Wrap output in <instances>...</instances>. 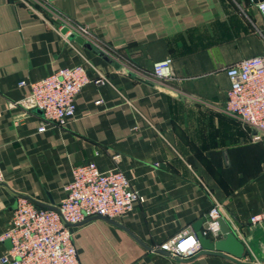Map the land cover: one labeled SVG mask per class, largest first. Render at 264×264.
<instances>
[{
	"label": "crops",
	"instance_id": "crops-1",
	"mask_svg": "<svg viewBox=\"0 0 264 264\" xmlns=\"http://www.w3.org/2000/svg\"><path fill=\"white\" fill-rule=\"evenodd\" d=\"M24 1L30 8L0 0V236L15 194L57 205L71 167L93 162L122 172L143 202L113 220L119 226L101 219L74 226L79 264H238L214 252L173 259L157 250L193 235L199 220L202 229L214 202L243 245L239 264H264V222L248 224L264 210V138L251 142L223 108L224 68L264 55L256 0ZM76 25L89 31L88 42L60 33ZM166 58L171 78L153 79L152 65ZM83 59L107 83L85 85L65 125L44 121L17 83ZM87 75L95 78L89 68ZM7 249L1 241L0 258Z\"/></svg>",
	"mask_w": 264,
	"mask_h": 264
},
{
	"label": "built area",
	"instance_id": "built-area-1",
	"mask_svg": "<svg viewBox=\"0 0 264 264\" xmlns=\"http://www.w3.org/2000/svg\"><path fill=\"white\" fill-rule=\"evenodd\" d=\"M29 6L24 0H20ZM264 25V0L254 4ZM66 28L64 36H77L83 42L90 40V33L84 27ZM84 64L60 68L33 82L19 81L17 87H26L25 103L41 113L44 121L65 125L74 115V98L80 90L92 82L107 83L106 78L87 61ZM171 60L166 58L152 65L151 77L156 80L171 78ZM91 69L95 78L87 75ZM228 82L225 93L224 111L239 120L252 134L250 141L264 138V55L237 61L224 68ZM97 103V102H96ZM44 130V124L37 129ZM112 156V160H116ZM3 176L0 170V182ZM64 197L55 205L57 212L35 208L23 198H17L12 210L8 229L0 236V242L9 241V248L1 264H79L73 244V227L64 226L61 221L76 225L93 215L115 220L132 210L136 203L143 202L129 187L125 175L116 170L102 171L93 162L72 166L70 178L63 187ZM222 206L212 203L206 213L201 234L203 237L219 235L218 219L223 220ZM224 221V220H223ZM264 222V210L248 218L249 225ZM157 250L173 259H184L200 251L194 235L182 233L161 243Z\"/></svg>",
	"mask_w": 264,
	"mask_h": 264
},
{
	"label": "water",
	"instance_id": "water-1",
	"mask_svg": "<svg viewBox=\"0 0 264 264\" xmlns=\"http://www.w3.org/2000/svg\"><path fill=\"white\" fill-rule=\"evenodd\" d=\"M256 1H260V0H256ZM66 30H67L66 28H62L60 30V33L65 34ZM68 38L74 39V36L70 35V36H68ZM74 40L78 44H82V42H83L82 39L79 37H76ZM0 185H3V183L0 182ZM15 197L26 199L31 204H33L35 208L47 209V210H52V211L57 212L56 206L53 205L52 203L50 205H42L40 203H37V202L31 200L30 198H28L26 196L20 195V194H15ZM13 208H14V206H13ZM91 219H101V220H103L106 223H109L111 225L119 226L118 224H116L112 220H109L105 217H101V216H97V215H93L91 217H88L76 225L82 224V223H84L88 220H91ZM61 222L64 226H68V227L76 226V225L67 224L63 221H61ZM217 223H218V229H219V238L217 240H213V241L210 240V238L202 236V234H201L202 221L201 220L197 221L192 226L193 235L199 244L200 250L202 252H205V253H213V252L218 253L219 255L229 259L230 261L239 264L238 260H240L242 258V256L244 255V248H243L242 243L235 237L234 233L230 230L228 225L221 218L218 219ZM5 242L7 243L8 248H9V241L5 240ZM136 242L141 247H143L144 249L149 250L148 247H146L145 245H143L139 241L136 240ZM158 252L167 256V254L162 252V251L158 250Z\"/></svg>",
	"mask_w": 264,
	"mask_h": 264
}]
</instances>
